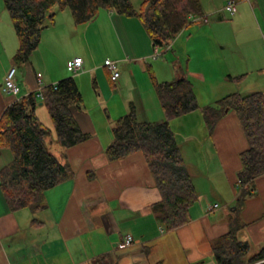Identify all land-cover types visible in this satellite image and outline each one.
Masks as SVG:
<instances>
[{
	"label": "crops",
	"instance_id": "obj_1",
	"mask_svg": "<svg viewBox=\"0 0 264 264\" xmlns=\"http://www.w3.org/2000/svg\"><path fill=\"white\" fill-rule=\"evenodd\" d=\"M130 1L139 11L143 0ZM198 1L200 13L154 63L147 61L153 57L154 44L137 15L101 8L93 19L75 24L68 10L51 11L53 23L41 31L39 45L50 31L46 38L50 53L64 56L68 72L67 62L82 57V69L76 77L79 82L89 75L94 92L88 103L82 98L80 107L72 106L71 111L88 137L70 147L59 145L39 98L35 113L51 129L47 147L60 161L69 163L73 175L45 190L46 205L37 212L27 207L11 210L0 188V264H92L104 253L115 254L117 264H217L211 243L230 229L239 190V154L248 147L234 110H227L211 131L200 108L171 119L197 192L187 221L172 230H164L151 210L160 193L143 153L135 151L113 161L105 154L113 139L115 120L131 105L141 121L164 118L149 67L159 81L186 77L200 107L214 104L229 94L223 93L228 89L264 93V0H233L232 14L225 9L228 0ZM77 31L83 38L79 50L72 39ZM14 41L16 50L17 38ZM0 43L5 51L1 33ZM13 52L7 54L4 70L16 66L11 60ZM168 52L171 57H164ZM32 55L22 64L21 84L15 80L17 95L4 93L0 79V116L11 102L38 89L37 77L45 86L69 76L65 70L48 71L44 63L31 60ZM107 58L117 62L116 80L104 66ZM237 76L241 77L233 79ZM202 89L209 91L206 97ZM179 139L189 149L188 160ZM12 159L11 150L0 147V169ZM251 187L253 194L245 198L237 214L244 225L236 235L248 241L254 252L264 246V173ZM127 236L131 244L119 248Z\"/></svg>",
	"mask_w": 264,
	"mask_h": 264
},
{
	"label": "trees",
	"instance_id": "obj_2",
	"mask_svg": "<svg viewBox=\"0 0 264 264\" xmlns=\"http://www.w3.org/2000/svg\"><path fill=\"white\" fill-rule=\"evenodd\" d=\"M18 45L13 54L15 64L30 59L37 48L41 31L53 23L51 11L68 9L75 24L93 19L101 8L114 9L125 15H137L153 44L164 45L189 23V14H199L198 0H143L136 11L130 0H3ZM154 91L164 112L158 121H141L131 105L112 127L113 139L105 148L108 160L123 158L141 151L154 178L160 199L151 204L156 220L164 230H172L188 219L189 207L197 200V192L179 150L170 121L193 110H201L208 130L227 110H234L248 147L239 154L241 181L230 229L211 243L217 264H264V246L252 251L248 241L237 238L242 223L238 211L245 198L253 194L252 181L264 173V93L226 94L214 104L199 106L190 81L179 77L169 81L156 79L149 67ZM237 76L233 79H239ZM45 85L40 98L51 118L56 142L73 146L88 137L77 125L71 107H80L82 96L73 76ZM39 97L36 91L11 102L0 116V147L9 148L12 161L0 169V188L11 210L27 207L37 212L45 207L44 192L73 171L67 161H60L47 147L51 129L35 113ZM92 264H117V256L104 253ZM154 264H162L156 261Z\"/></svg>",
	"mask_w": 264,
	"mask_h": 264
},
{
	"label": "rangeland",
	"instance_id": "obj_3",
	"mask_svg": "<svg viewBox=\"0 0 264 264\" xmlns=\"http://www.w3.org/2000/svg\"><path fill=\"white\" fill-rule=\"evenodd\" d=\"M55 8H57V7H55ZM66 10H68V9H66ZM49 26H47L45 28H48ZM7 27H8V30H7ZM62 29H63V27H62ZM46 32H45V35H44L43 43L41 45L38 44L39 45L38 49L33 53V55L31 54L32 55V59L31 60L36 61L38 64L44 63V66L46 67V69L48 71L54 72V71L65 70L67 75H69V76L74 75L75 80L77 82V85L79 87V90H80V92L82 94V98H83V100L86 103H88L92 99V94L94 92V89L92 87V83H93L92 82V78L89 77V75L88 76H84L82 78V80L78 82V79L76 77L77 75L73 74L71 72H68L65 69L64 56L61 55V54L60 55H52L50 53L49 46H48L49 44L46 42V38L48 37L47 34H50V31H46ZM0 33H1L2 40H3V44L5 45L4 46L5 47V51H4L2 49V45L0 43V79H1V81H3L5 72L7 71V70H4V65H6V61H7V57H8L7 54L9 53V51H15V50H13V47H14L13 41H14V38H15V40L17 38L16 34L14 32V29L12 27V23L10 21V18H9V15H8V12L6 10V7H5V4H4L3 0H0ZM72 39L74 41L75 49L79 50L81 45H82V41H83L81 33H79V31H77V33L74 34V37ZM11 41H12V45H11ZM14 43H15V41H14ZM17 45H18V40H17ZM17 45H16V47H17ZM79 54H81V52H79ZM163 54L164 53H162V55ZM170 54L171 53L168 52V53H166L164 55V57H166L168 55H169V57H171ZM162 55L154 57L155 59L152 56H150L147 59V61L150 62V63H154V60L162 59L163 58ZM12 59L13 58H11V60ZM12 62H13V64H15L13 60H12ZM8 67L9 66H7L6 69H8ZM16 69H17L16 79H18V83L21 84V82H22L21 80L23 79L22 78V74H21L22 64H16ZM118 69H120V68L118 67ZM139 81H140V85H141V88H142L143 87L142 80H139ZM234 91L235 90H229L228 89V90H225V92H223V93H231V92H234ZM238 91L242 95L251 92V90H247V89H244V88H241ZM202 93L206 97V94H209V91L206 92L205 89H202ZM180 141L181 140L179 139V142ZM180 145H181V147L183 149V153H184L186 159L188 160L189 159V156H188L189 155V149L187 150L188 147L186 148L184 146V144L181 143V142H180Z\"/></svg>",
	"mask_w": 264,
	"mask_h": 264
},
{
	"label": "built area",
	"instance_id": "obj_4",
	"mask_svg": "<svg viewBox=\"0 0 264 264\" xmlns=\"http://www.w3.org/2000/svg\"><path fill=\"white\" fill-rule=\"evenodd\" d=\"M225 9L232 14L235 11V4L233 0H228L227 3L225 4ZM197 17L195 14H189L188 19L189 20H194ZM170 47L169 42L164 44V45H159V44H154L153 46V52L152 55L153 57L158 56L165 52L168 48ZM82 57L81 56H76L69 60L67 62L68 69L71 73L76 74L81 71L82 69ZM104 66L110 71L111 73V79L116 80L117 77L119 76V72L117 70V62L112 59H105L104 60ZM16 80V66L13 65L9 67L5 73V77L3 80V84L1 86V89L4 93L6 94H13L17 95L18 94V86L15 82ZM37 83L39 84L38 89L36 90L37 97L41 98L42 97V82L40 77H37ZM56 83H53L55 85ZM237 186H241V181L237 179ZM214 206H217V204H214ZM132 242V239L130 236H127L124 238L123 242L118 245L119 248L125 247L130 245Z\"/></svg>",
	"mask_w": 264,
	"mask_h": 264
},
{
	"label": "water",
	"instance_id": "obj_5",
	"mask_svg": "<svg viewBox=\"0 0 264 264\" xmlns=\"http://www.w3.org/2000/svg\"><path fill=\"white\" fill-rule=\"evenodd\" d=\"M41 103V102H40Z\"/></svg>",
	"mask_w": 264,
	"mask_h": 264
}]
</instances>
